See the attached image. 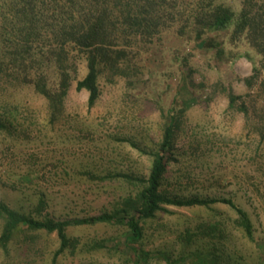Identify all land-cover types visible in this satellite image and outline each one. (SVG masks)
<instances>
[{"label":"rangeland","instance_id":"rangeland-1","mask_svg":"<svg viewBox=\"0 0 264 264\" xmlns=\"http://www.w3.org/2000/svg\"><path fill=\"white\" fill-rule=\"evenodd\" d=\"M157 42L153 51L142 50L136 76L99 77L101 92L93 107L88 103L89 91L77 89L87 74V62L73 50L77 70L65 101L69 121L61 130L46 128L47 100L32 86L1 89V99L17 108L16 121L40 138L18 141L0 132V199L28 211L39 192L46 191L50 211L61 218L112 210L120 196L136 189L121 180L94 181L81 171L147 175L162 139L163 109L180 94L183 100L189 98L190 91L200 100L187 111L176 149L178 160L169 166L164 187L169 195L180 197L232 198L248 211L254 236L235 223L237 211L226 202L211 207L168 204L166 210L141 223L143 236L137 247L149 253L143 264H201L202 260L264 264V140L245 128L242 112L229 108L227 92L214 88L222 82L228 91L246 93L244 78L259 58L240 54L226 59L228 42L220 58L211 52L192 53L186 39L172 33L163 35L161 44ZM36 166L45 169L39 182L22 176H30ZM220 177L225 183L219 184ZM215 219L223 222L224 236H196L191 243L183 239L187 228ZM2 225L0 219V231ZM128 231L119 223L72 226L69 232L80 236L83 246L62 255L58 264H122L130 256L122 249L128 243ZM96 241L102 247L92 250L90 244ZM18 247L10 245L11 255L0 249V264L28 257L32 259L28 264H52L59 240L56 233L43 234L28 256L19 255Z\"/></svg>","mask_w":264,"mask_h":264},{"label":"trees","instance_id":"trees-1","mask_svg":"<svg viewBox=\"0 0 264 264\" xmlns=\"http://www.w3.org/2000/svg\"><path fill=\"white\" fill-rule=\"evenodd\" d=\"M166 33L183 36L192 53L211 52L220 58L228 42L231 48L226 59L240 54L259 58L253 72L244 78L246 93L228 91L222 82H216L214 88L227 92L229 108L242 112L245 128L264 140V0H0V90L32 86L47 100L46 128L61 130L69 121L65 101L77 70L73 50L87 62V74L78 81L77 89L89 91L88 103L93 107L101 92L99 77L136 76L142 50H154ZM223 33L227 39L222 38ZM189 93L195 100H183L180 94L167 110L163 109L162 139L147 175L81 171L94 181L121 180L135 192L120 196L112 210L67 218L50 211L46 191L39 192L28 211L0 199V249L11 255L10 245L14 243L19 246V255L28 256L43 234L56 233L59 247L52 264H58L62 255L73 254L83 246L80 236L69 232L70 227L119 223L129 228L128 243L122 249L130 256L122 264H143L149 253L137 247L143 236L142 221L156 217L168 204L211 207L220 201L236 209L235 223L253 237L254 224L248 211L232 198L180 197L169 195L164 187L169 166L178 160L176 149L182 141L187 111L200 100ZM16 109L8 99H1L0 93V132L18 141L38 140L40 136L16 121ZM44 170L36 166L29 171L30 176H22L39 182ZM220 178L219 184L225 183ZM224 233L223 222L215 219L199 222L181 235L191 243L196 236L218 238ZM100 247L98 241L90 244L92 250ZM31 261L28 257L15 264Z\"/></svg>","mask_w":264,"mask_h":264}]
</instances>
